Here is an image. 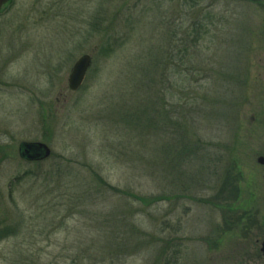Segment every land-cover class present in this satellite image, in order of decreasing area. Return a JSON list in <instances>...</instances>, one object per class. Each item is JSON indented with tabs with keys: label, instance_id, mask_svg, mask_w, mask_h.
<instances>
[{
	"label": "rangeland",
	"instance_id": "rangeland-1",
	"mask_svg": "<svg viewBox=\"0 0 264 264\" xmlns=\"http://www.w3.org/2000/svg\"><path fill=\"white\" fill-rule=\"evenodd\" d=\"M200 24L195 44L186 32ZM83 55L91 66L72 92ZM22 143L51 155L23 160ZM259 157L264 0L0 11V264H264Z\"/></svg>",
	"mask_w": 264,
	"mask_h": 264
},
{
	"label": "water",
	"instance_id": "water-1",
	"mask_svg": "<svg viewBox=\"0 0 264 264\" xmlns=\"http://www.w3.org/2000/svg\"><path fill=\"white\" fill-rule=\"evenodd\" d=\"M9 0H0V9ZM91 66V56H82L73 66L68 79V88L76 92L83 84L87 71ZM50 148L43 143H22L19 146V156L26 161H43L50 157ZM258 163L264 165V157L258 158ZM260 252L264 257V240L260 243Z\"/></svg>",
	"mask_w": 264,
	"mask_h": 264
},
{
	"label": "trees",
	"instance_id": "trees-1",
	"mask_svg": "<svg viewBox=\"0 0 264 264\" xmlns=\"http://www.w3.org/2000/svg\"><path fill=\"white\" fill-rule=\"evenodd\" d=\"M204 27L203 24H200L199 28H191V31L190 32H186V37L187 39H193L192 42H194L195 44L197 43H200L201 39L203 38V33L201 32L202 28ZM191 42V44L193 45V43ZM190 45H186L185 46V49L186 48H189ZM194 46V45H193ZM188 104V103H187ZM190 146L188 145H184V146H181V150H182V154H184V152L186 153L188 150H190ZM230 172L227 171L226 173H230V177H231V173H234L236 172V168L234 166H231L230 168ZM225 173V174H226ZM231 179H234V182L232 181H229L227 184V189L229 190L227 193H229V199L231 201L227 202L225 199H221L220 202L223 203V208L226 213H230L232 211V205L234 202H236L237 198H238V195H239V191H238V188H237V185L235 184V180L237 181L236 178H231ZM240 219H238L237 221H239ZM8 233H9V230L6 229H2L0 230V235L3 236V235H6L8 236ZM1 238V237H0Z\"/></svg>",
	"mask_w": 264,
	"mask_h": 264
},
{
	"label": "flooded vegetation",
	"instance_id": "flooded-vegetation-1",
	"mask_svg": "<svg viewBox=\"0 0 264 264\" xmlns=\"http://www.w3.org/2000/svg\"><path fill=\"white\" fill-rule=\"evenodd\" d=\"M5 6H6V5H5ZM5 6H3V7H5ZM3 7L1 8V10L3 9ZM1 10H0V11H1Z\"/></svg>",
	"mask_w": 264,
	"mask_h": 264
}]
</instances>
